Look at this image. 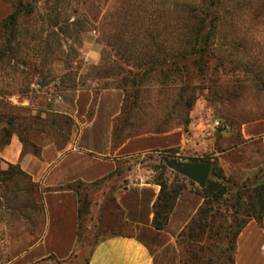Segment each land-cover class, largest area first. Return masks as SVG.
<instances>
[{"label": "rangeland", "instance_id": "1", "mask_svg": "<svg viewBox=\"0 0 264 264\" xmlns=\"http://www.w3.org/2000/svg\"><path fill=\"white\" fill-rule=\"evenodd\" d=\"M61 1L57 23L49 21V11L42 3L33 15L20 19L10 47L0 28V53L4 54L0 59V150L5 129L24 131L27 126L35 132L22 135L25 151L37 152L50 141L63 144L69 117L54 110L70 111L77 88L93 94L88 116L95 111L97 101L106 113L114 101L118 103L113 129L116 139L147 135L149 145L155 147L122 160L115 177H109L112 184H75L83 206H88L81 213L73 254L64 261L49 256L33 264L86 263L94 245L110 228L108 217L96 205L102 197L100 187L105 194L112 187L143 179L144 174L164 181L165 193L180 187V200L192 204L201 200L197 212L204 201L198 194L202 187L169 167L172 160L215 159L231 179L226 195L232 198L231 203L243 185L251 187L256 179L262 182L261 140L243 139L240 130L243 124L264 121V0H220L213 5L210 0ZM12 2L0 0V24L12 12ZM209 6L216 17L211 21L213 31H208V22L204 24L202 33L209 32L210 37L203 55L178 57L171 65L170 60L159 64L148 61L154 53L149 49L152 44L180 48L182 34L200 25L189 10L200 14ZM154 54L159 60L165 55ZM142 63L145 70L140 78L135 74L141 71L138 65ZM27 100L35 111L27 108L21 112L18 103ZM199 118L209 124L206 139L212 143L211 152L176 156L177 147L157 146L158 135L191 132ZM41 131L45 132L38 133ZM215 152L219 156L212 155ZM40 196L41 188L18 165L9 166L0 159V264H9L35 241L33 217L40 208ZM231 203L218 201L226 226L234 216ZM181 210L179 206L164 227L173 235L180 233ZM234 217L244 219L242 208ZM178 234L175 238L180 252ZM228 244V238H223L220 246ZM224 262L229 263L221 259L214 264Z\"/></svg>", "mask_w": 264, "mask_h": 264}, {"label": "crops", "instance_id": "2", "mask_svg": "<svg viewBox=\"0 0 264 264\" xmlns=\"http://www.w3.org/2000/svg\"><path fill=\"white\" fill-rule=\"evenodd\" d=\"M75 91L70 111L54 110L69 117L63 144L56 145L50 141L37 152L25 151L22 135L35 132L27 126L24 131L12 128L8 143L1 145L0 159L7 164L18 165L41 188L40 208L34 211L33 217L36 239L10 259L9 264H33L49 256L59 261L68 259L79 240L82 219L79 211L88 206V203L83 206L76 185L92 186L93 182L104 177L107 181L104 179L102 183L110 184L109 177H115L122 160L155 147L149 145L151 140L147 135L116 139L113 129L119 114L118 103L114 101L106 113L101 110L102 102L97 101L95 111L88 116L87 108L93 103L92 92L78 88ZM31 105L30 100L18 103L21 112L30 108L35 111ZM43 111L52 112L49 109ZM208 125L199 118L197 124L190 128L191 132L178 136L173 132L162 133L156 138L157 146L177 147L176 156L184 153L202 156L213 150L212 143L206 139L209 136L206 133ZM53 126L56 127V123ZM240 132L243 139L260 138L264 151V121L243 124ZM219 154L215 152L212 155ZM102 188H98L102 197L96 205L103 209V216L108 217L110 228L103 232L85 264H180L175 238L178 233L173 235L152 224L153 205L161 188L154 178L143 174V179L110 187L111 192L105 194ZM178 196L168 221L180 206L183 218L180 220V232L195 214L201 200L192 204L180 200V194ZM234 264H264V198L261 224L252 218L236 236Z\"/></svg>", "mask_w": 264, "mask_h": 264}, {"label": "trees", "instance_id": "3", "mask_svg": "<svg viewBox=\"0 0 264 264\" xmlns=\"http://www.w3.org/2000/svg\"><path fill=\"white\" fill-rule=\"evenodd\" d=\"M12 12L2 20L0 24L1 30L6 33L7 37L5 42L8 47L11 46L14 40L15 31L14 28L18 24L19 20L25 17H30L37 12L40 4L45 5V10L49 11V21L57 23V20L61 16V12L58 11L61 0H12ZM84 1V0H83ZM220 0H210L211 5L218 4ZM75 11V10H74ZM189 13L196 19L198 26L193 27L187 32L182 34L183 44L180 48H173L172 46H164L162 44H152L151 50L154 53L163 52L164 57L162 60L155 59V54L151 53L148 56V61L154 63L155 61H171V64H175L176 58L182 59L190 58L192 55L197 57L205 53L206 40L210 37V31H213L211 21L215 19L214 9L211 10L209 6L208 10L203 13L197 14L193 12V9L189 10ZM205 22H208L207 33H202ZM195 28V29H194ZM3 53H0V59L3 57ZM160 62H158L159 64ZM169 66V65H168ZM140 72H137L135 76L140 78L143 75L145 67L142 64L138 65ZM169 69V68H168ZM137 85V84H136ZM119 87H121L119 85ZM188 100V105H189ZM10 130L5 129V138L1 141V145L8 143V137ZM208 158H191L192 162H205ZM12 166V164H8ZM113 173L109 174L112 175ZM104 178L99 179L92 183L98 184L104 181ZM160 185V193L153 205V220L152 224L157 229H164L168 221V215L172 210L175 199L180 193V187L172 189L171 193H165L166 184L162 180L154 179ZM231 183V179L227 177L221 167L217 165L215 159H213L208 178L201 189L200 194L204 201L199 207L198 211L191 217L189 222L178 234L180 238L179 244L181 246L179 256L180 264H214L219 263L221 259H225L228 264H234V245L235 239L239 231L246 225L250 219H254L257 223L261 224L262 209H263V198H264V182H260L256 179L251 187L243 185L236 191V199L231 203L232 198L227 197L229 188L228 185ZM211 198V199H210ZM223 200L224 204L231 203L233 208L232 213L235 216L240 208L244 213V219L238 220L236 217L232 218L231 223L227 226L223 223L221 218L225 221L221 213L218 201ZM214 205H212V204ZM79 213H82L80 209ZM234 224V228L232 225ZM232 227V228H231ZM233 230L232 233H230ZM225 232L222 234V232ZM223 238H228L229 244L226 247H221ZM229 253L228 256H224L225 253ZM225 264V262L223 263Z\"/></svg>", "mask_w": 264, "mask_h": 264}, {"label": "water", "instance_id": "4", "mask_svg": "<svg viewBox=\"0 0 264 264\" xmlns=\"http://www.w3.org/2000/svg\"><path fill=\"white\" fill-rule=\"evenodd\" d=\"M211 164V160H206L205 162H183L179 160H172L168 163V166L177 173L197 182L200 187H203L208 178ZM261 181L264 182V176L261 178Z\"/></svg>", "mask_w": 264, "mask_h": 264}]
</instances>
